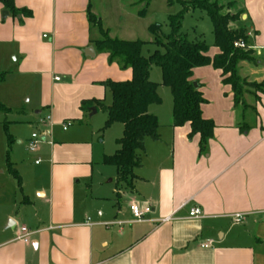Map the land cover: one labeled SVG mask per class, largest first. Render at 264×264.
<instances>
[{
  "label": "crops",
  "instance_id": "crops-1",
  "mask_svg": "<svg viewBox=\"0 0 264 264\" xmlns=\"http://www.w3.org/2000/svg\"><path fill=\"white\" fill-rule=\"evenodd\" d=\"M10 1L31 15L12 16L0 1V105L23 112L18 100L27 96L30 103L33 92L39 144L29 155L17 126L0 118V175L9 173L8 160L20 179L12 201L0 180V264H264V94H246V106L234 107L218 70L193 69L191 81L206 101L202 117L214 123L206 152L199 153L198 135L188 139L189 124L162 126L155 116L159 140H144L133 188L122 187L116 201L115 186L94 183L95 129L67 126L97 113L93 107L87 116L82 101L109 106L102 82L132 76L97 50L103 34L88 12L110 39L124 41H140L127 32L140 13L125 10L122 33L112 35L92 0ZM233 8L242 14L235 27L244 23L255 58L239 62L236 73L264 83V0H234ZM218 54L215 46L207 51L210 58ZM132 202L151 208L141 222L131 216ZM193 208L199 217H189ZM21 227L30 234L27 243L17 239Z\"/></svg>",
  "mask_w": 264,
  "mask_h": 264
},
{
  "label": "trees",
  "instance_id": "trees-1",
  "mask_svg": "<svg viewBox=\"0 0 264 264\" xmlns=\"http://www.w3.org/2000/svg\"><path fill=\"white\" fill-rule=\"evenodd\" d=\"M0 1L12 16L31 15L29 11L15 9L10 0ZM179 4L181 10L167 17L170 28L168 35H162L160 25L152 24L148 27L152 36L151 44L157 48L148 58L141 54L143 42L110 39L101 30L99 21L89 12L87 14L88 22L97 26L103 34L102 39L95 43L97 50L107 53L109 62L129 68L132 73L129 81L107 80L101 83L111 96V105L104 106L101 100H87L80 104L82 111L91 107L102 109L107 115L105 127L114 123L122 125V136L117 140L118 149L112 156H104L102 160L104 165L112 166L116 170V201L119 200L118 191L122 187L133 188V180L136 178L134 170L141 166V155L144 154V140H159L157 119L148 112L149 106L161 103L157 94L158 85L149 79L151 66L160 69L162 85L169 89L172 97L170 126L177 128L189 124L188 139L194 135L199 136L200 154L206 152L214 123L202 117L201 106L206 101L198 84L196 88L193 86V69L209 66L218 70L222 84L231 88L234 107L246 106L243 101L246 94L253 97H256V93L264 94V83L247 82L236 73L239 62H255L253 50L247 48L248 32L244 23L237 27L231 26L233 23H241V12L231 14L228 12L231 4L226 6L215 0H181ZM193 10L203 11L211 22L214 46L219 49V54L212 58L207 55L208 47L204 42L190 41L187 35L181 32L183 13ZM144 13L145 11H142L140 15L143 16ZM238 42H243L245 48H235L234 43ZM0 111L8 112V109L0 105ZM244 128L240 127V131L244 132ZM11 143V135L6 132L7 153ZM6 161L10 175L20 187L17 173L11 163ZM262 243L264 244V241Z\"/></svg>",
  "mask_w": 264,
  "mask_h": 264
},
{
  "label": "rangeland",
  "instance_id": "rangeland-1",
  "mask_svg": "<svg viewBox=\"0 0 264 264\" xmlns=\"http://www.w3.org/2000/svg\"><path fill=\"white\" fill-rule=\"evenodd\" d=\"M181 0H92V11L96 13L97 18L103 16L104 21L109 24L110 33L115 35V33H122V24L120 22L124 20V11L131 9L133 12L145 11L144 15L137 19V25L130 30L127 29L130 39H138L144 43L141 54L144 58H148L157 48L151 44V35L147 32L146 26L151 24L160 25V31L162 35L166 36L170 33V28L168 26V15H175L180 10ZM222 5L231 4V8L228 12L234 14L233 1L234 0H215ZM170 2V5H169ZM138 16H140L138 14ZM98 18V19H99ZM136 20V19H135ZM236 24H231L234 27ZM212 25L207 17V15L200 10H193L183 13L181 20V32L187 35L190 41H202L208 47V50H212L214 46ZM120 35V34H119ZM149 79L151 82L158 85L157 94L161 100L159 105L151 106V115L158 118L159 124L164 126L168 123L171 124L172 119V97L170 91L167 87L162 85V77L160 69L157 66H151L149 71ZM264 88V84H263ZM18 100V104L24 108V111H13L10 110L8 113L0 111V118L6 121L8 125H11L20 132V140L23 142L21 146L24 148L26 146V140L30 138L31 132L39 135V131L34 123H36L39 118L34 115L31 106L34 101V94L32 92L31 102H27V96L21 97ZM110 99V100H109ZM108 103L111 105V97H108ZM104 105H108L105 104ZM93 108V107H91ZM91 113L89 112L87 116ZM41 115V114H40ZM43 116V115H42ZM41 116V117H42ZM24 119V120H22ZM107 120V115L102 109H98L90 118L83 120L81 123H69L68 129L72 127H93L95 129V160L93 164L94 168V183H101L104 186H115L117 174L116 170L112 166L104 165L101 157L112 156L118 149L117 140L122 136V125L114 123L109 127H105ZM11 123V124H9ZM26 125L30 126V129H26ZM42 128V124H39ZM24 126V127H23ZM169 126V125H168ZM163 128V127H162ZM29 155H33L32 153ZM4 175H0V180L2 182V190L7 199L12 201L17 192L16 181L9 175L5 170ZM106 175H110L107 176ZM106 177V178H105ZM109 181H112L109 183Z\"/></svg>",
  "mask_w": 264,
  "mask_h": 264
},
{
  "label": "built area",
  "instance_id": "built-area-1",
  "mask_svg": "<svg viewBox=\"0 0 264 264\" xmlns=\"http://www.w3.org/2000/svg\"><path fill=\"white\" fill-rule=\"evenodd\" d=\"M45 37V36H43ZM234 47L235 48H245V44L243 42H238V43H234ZM57 80V79H56ZM49 116H47L43 121L41 122H46L49 121ZM63 130H66V126H63ZM38 144H39V135L33 133L30 136L29 141L27 142V151L30 153H35L37 151L38 148ZM39 160H37L35 162V164H38ZM128 209L131 213V216L133 217V219L136 222H141L144 219V216L149 214L151 212V208L149 206H138L136 203L132 202L130 205H128ZM200 216V210L198 208H193L190 210L189 212V217L190 218H197ZM170 217L165 218L163 221L167 222L169 221ZM241 217L236 215L234 216L233 221L238 223L240 221ZM29 232L27 231V229L25 227H21L19 229V236H18V240L27 243L29 242ZM208 243H204L201 245L202 248H206L208 247Z\"/></svg>",
  "mask_w": 264,
  "mask_h": 264
},
{
  "label": "water",
  "instance_id": "water-1",
  "mask_svg": "<svg viewBox=\"0 0 264 264\" xmlns=\"http://www.w3.org/2000/svg\"><path fill=\"white\" fill-rule=\"evenodd\" d=\"M8 16V13L6 11H3L1 13V18L4 19ZM246 26H248V24H246ZM87 52H91L92 54V48H87L86 50ZM92 56V55H91ZM193 86L196 88L197 87V84L195 82H193ZM90 115L94 114L95 113V109L94 108H90Z\"/></svg>",
  "mask_w": 264,
  "mask_h": 264
}]
</instances>
